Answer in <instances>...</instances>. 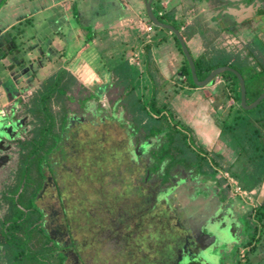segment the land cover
<instances>
[{
	"label": "trees",
	"instance_id": "trees-1",
	"mask_svg": "<svg viewBox=\"0 0 264 264\" xmlns=\"http://www.w3.org/2000/svg\"><path fill=\"white\" fill-rule=\"evenodd\" d=\"M3 2L4 0L1 1L0 6ZM160 8L158 6L157 11L161 10ZM157 11L155 15L159 21L174 25L184 35V31L180 29L182 22L173 20L172 11L164 10L160 13ZM15 28L16 26H13L6 31L3 38L17 49L18 45L14 44V41L21 36L22 31L17 30V33H13ZM155 28L161 29L158 26ZM172 35L179 44L175 35ZM179 48L183 55L180 44ZM146 52L149 57V49H146ZM249 56L236 54L232 59L231 53L224 47L215 46V42L209 39L205 50L193 58L196 76L200 80L213 68L229 65L243 76L246 103H250L264 91V84L259 81L260 76H257V73L264 76V60L258 55ZM151 63L149 59L148 65H145L143 70L153 83L148 98H140L143 95L135 93L133 86L123 85L122 104L119 105L122 108L120 113L123 114L124 110H127L130 114L132 132L137 131L141 132L143 137L160 139V147L152 155L150 170L156 171L162 163L165 164L166 176L163 183L168 180L169 172L174 166L181 164L186 168H193L194 172L213 175L212 177H215L219 170L227 171L238 180L241 188L247 190L262 184L264 99L262 98L249 110L252 116L246 115L240 105L241 91L236 76L230 71H223L219 75L225 80L229 92L226 93V98L233 100L225 113L219 116V140L224 141V138H228L232 142L235 164H237L235 166L234 162L229 164L219 152L206 150L201 146L202 142L196 140L197 136L193 128L183 116L176 113L171 101L158 98L159 91L165 85L163 80L157 79V69ZM182 63L176 79L188 87H197L185 57ZM128 64V60L124 58L119 66H114V76L119 79L128 77L140 79L143 72L138 67ZM242 68L247 71L246 74L241 70ZM156 80H159V83ZM76 82L77 77L62 68L45 78L37 90L29 93L31 96L27 101L22 102L20 99L18 101L24 107L23 114L27 115V130L15 142L16 161H13L15 168L12 172L13 181L1 192L4 205L3 216L0 215V264H65L67 256L64 246L50 236L45 223V212L37 203V198L40 190L44 188L47 173L54 170L53 158L56 152L61 153V157H65L63 142L70 134L71 125L81 118L72 115L67 106V102L72 100L69 93ZM93 95L99 98L97 93L92 92L84 97V100L90 101ZM165 95L170 96L167 93ZM119 101L117 100L113 107H116ZM53 105H56V109L52 108ZM83 107L87 109L86 106ZM91 110L92 108L89 112H92ZM230 115L231 119H229ZM225 180L217 181L222 184ZM60 199L63 201L61 197ZM254 216L259 223H262L264 204L258 206ZM69 235L67 248L75 255L79 254L78 243L72 238L71 233Z\"/></svg>",
	"mask_w": 264,
	"mask_h": 264
},
{
	"label": "rangeland",
	"instance_id": "rangeland-1",
	"mask_svg": "<svg viewBox=\"0 0 264 264\" xmlns=\"http://www.w3.org/2000/svg\"><path fill=\"white\" fill-rule=\"evenodd\" d=\"M76 1L79 2L80 0ZM103 5L104 3H101L99 8H108V6L104 7ZM11 19L12 18H10V20ZM70 21V26L77 23L74 19ZM58 26L59 30L56 34L54 31ZM153 26L154 29H159L155 28V25ZM84 28L88 36L95 31L91 21H88ZM136 28L137 30L139 28V37H144V35L147 34L140 26ZM17 30L22 31V34L21 37L15 38L14 42L18 45V61H23V64L20 66L15 65V71H12L14 65H8V62L5 64L4 61H0V113L3 110L8 112L10 106L14 104L12 108L13 111L17 105H19V114H23L22 108L24 107L18 103L19 99L22 102H24V100L27 101L31 96L29 93H33L37 90L44 79L54 73L56 70V68H54L55 66H60L61 68L64 66V58L60 60L58 58L55 59L57 56L56 49H58L55 46L56 44L60 47H65L64 54L66 57L72 56L75 51V46H71L70 44L73 41V35L69 31V24L64 20V14L58 7L38 13L33 17L32 25L23 23V25L17 26L13 33H17ZM160 30L168 33V30H165V28H161ZM210 33L211 31H209V34H206L207 36L212 35L211 41L215 42V46H221L223 44L221 41V36L223 34L219 35L220 32L216 34ZM172 34L173 33L169 32V43H175L178 54L182 60H184V56L180 52L179 44H177ZM2 38L1 36V42L3 41ZM208 38L206 40L204 39V48H206V44L209 41ZM110 41L111 40H108V42ZM3 43V45H5V51L13 49L14 47V45H11L7 41ZM34 44L39 45L37 47L35 46V49H33L34 47L31 48V45ZM199 44L200 42L195 45L196 49L200 48ZM111 48L112 52L116 55L114 53L110 54L109 52H105L106 50L102 47L100 51H103L101 54L105 56L103 60L104 65L95 66L98 67L97 70L106 69L108 73L111 74L113 82L99 88L96 83L92 84L87 82V84L84 85L82 82L77 81L72 91L69 93L72 98V100L67 102L70 112L76 117H82L83 120L80 121L81 118H79L77 121L80 122H74L71 125L70 134L67 136L66 141H64L65 145H63L66 157L62 164L59 165V168H57L58 193H60V197L63 199L62 202L65 206V212L63 213L60 209L61 199L55 192V187L52 185L46 186V189L41 192L42 195L38 200V204L44 207L46 211L45 220L49 227L53 225H62L66 221L68 222L69 232L72 234V238L75 242L78 243L77 248L83 255L82 258L86 260L88 264H124V255L121 257L118 256L119 250H121L118 247L123 248L126 242H128V247L134 246L135 243L140 244V242H144L150 243L151 249L155 251L157 248L156 243L158 242L155 239L158 238V235H161L162 240V236H164L163 231L158 229L160 217L151 216L152 212H146V207L141 203V189H138V187L141 185L140 176L143 174V169L140 171L134 169L136 167L131 166L129 156L126 152L125 132H131V129H133L130 123V114L127 110H124L122 115L121 113L120 115L115 113L117 111L119 113L122 109L119 105L122 104L121 97L123 85L133 86L136 91L135 93L142 94L143 96H140V98L146 99L152 91L153 83L150 80H146V78L138 79L136 77H128L126 79H119V77L114 76L115 71L113 67L115 65H110L111 61L109 62V60L116 59L117 55H123L121 60L124 59L125 54H123V49L128 50V44L123 43V45H121L119 43L117 47L112 46ZM23 50H26V52ZM119 50V54L115 52ZM39 52L43 53V56L37 59L35 58V54ZM45 57L47 59H45ZM8 58H13V51L8 54L6 61ZM44 59L46 62H44ZM121 60L119 59L120 63H122ZM24 68H26V70L21 71ZM173 69L171 71H173ZM241 70H243L245 74L247 73L245 69L242 68ZM24 75L27 76V80H25L26 77H24ZM258 75L260 76L258 77L259 81L264 84L263 74L260 75V73H257V76ZM22 77L24 78L22 79ZM29 78L35 79L34 82L29 81ZM217 78L220 79H215L214 84L217 83L221 85L222 82L220 80L223 79L219 76ZM118 79L119 84L117 85L116 82ZM25 81L27 83H25ZM156 81L159 83V80ZM30 82L31 84L29 85ZM164 85L162 90L159 91L158 98H162L167 102L174 100L175 102L172 101L171 104L175 105L174 109L176 113L182 115L184 120L189 122V125L191 123L195 125L194 122L197 120V124L202 125L205 127V130L208 131L204 135L205 138L203 141L207 140L210 135L208 134L209 128L206 126L212 124L209 120L210 117L205 115L202 118H198L200 114H197L200 108L205 109L206 106H208L207 101L202 99L203 102L198 104V102L195 103L196 100L194 99L191 100L192 102L183 103V99H186L183 95L185 91L182 87H179V82L177 85L173 86L170 83H165ZM175 88H177L176 91ZM92 92L93 94L97 93L99 98L93 95L90 101L84 100V97H87L89 93ZM214 92L217 93L216 91ZM165 93L170 96L167 97ZM117 100H120L119 104L113 107ZM224 105L223 108L226 109L227 105H229L227 100ZM83 106H86L87 109ZM52 108L56 109V105H53ZM91 108L92 112H89ZM244 110L246 115H253L251 111H249L250 109ZM209 111L210 106H208V111L205 112L208 113ZM111 114L114 118L111 117ZM231 117L230 115L229 119H231ZM115 118L118 119L119 122H116ZM214 119L215 118H213V120ZM214 121L213 123L215 125L216 122ZM22 134L19 126H13L9 129L6 128L0 131V136L9 140L19 139ZM213 138L214 136L212 139ZM197 139L198 138H196V140ZM216 143L219 146L221 145L217 141ZM214 147L217 149L218 146ZM149 148L150 145H145L144 149L147 151ZM144 158L141 163L147 162V154H145ZM141 166L139 167L142 168ZM219 175L221 176L222 173H219ZM169 185V183L166 184V186ZM143 186L147 192V189H150L153 185L149 181ZM176 191L171 201L174 203L176 202L177 206L182 209L185 218L190 219L193 223H197L200 219V210L202 209L199 206L201 201L198 199L200 198L190 199L186 190L181 191L177 189ZM199 193H201V191H199ZM2 199L3 197L0 199V203ZM0 209V215L2 214L1 216H3V209ZM124 211L126 214L130 215V218L128 220L127 216V220L124 219L125 223H123V225H118L119 232L124 234L122 237L123 239H121L123 244L120 242L117 249L112 251L109 249L108 236L100 232L102 231L103 233V230H105L107 226L110 227V224H115L119 219V215L123 214ZM124 217L126 218L125 215L123 218ZM140 219L143 221L141 225L136 223ZM112 227L116 228L117 226L115 225ZM113 232L116 231L113 230ZM108 233L109 232L106 231L107 235ZM220 263L221 260H219V264ZM216 264H218V262H216Z\"/></svg>",
	"mask_w": 264,
	"mask_h": 264
},
{
	"label": "flooded vegetation",
	"instance_id": "flooded-vegetation-1",
	"mask_svg": "<svg viewBox=\"0 0 264 264\" xmlns=\"http://www.w3.org/2000/svg\"><path fill=\"white\" fill-rule=\"evenodd\" d=\"M211 1L219 6L223 4L220 14L217 15L216 21L214 20L217 26L222 27L221 32H223L221 40L223 44L217 47H224L227 52L232 54V59L236 54L241 56L250 55L249 57L254 54L264 60V0ZM259 33H263V35L261 36ZM12 106L13 104L8 112L3 110L4 112L2 111L0 116L5 117L11 114L12 117L13 115L12 119L17 123V127L19 126L23 133L21 136H23L27 130V115L19 114L18 105L16 108L14 107V111ZM115 113L120 115L118 111ZM111 117L114 118L112 114ZM82 120L81 117L80 121ZM115 120L119 122L118 119L115 118ZM131 130L133 131V129ZM132 131L125 132V148L131 166L136 167L134 169L138 171L143 169V174L140 176L141 185L138 187V189H141V203L146 207V212H152L151 216L160 217L158 229L163 231L164 236H162V240L161 235H158V238L155 239L158 241L155 251L151 249L150 243L144 242L135 243L131 247H128V242H126L123 248L118 247V244L122 243L121 239L124 235L119 232L118 225H123L127 220V216L128 220L130 218V215L124 211L123 214L119 215V219L115 224H110V227L107 226L103 233L100 232L108 236L109 249L114 251L117 247L120 248L118 256L124 255V264H216V262L219 264V260H221L220 264H250L252 258L257 256V241L253 240L255 236V233L253 234L254 229L246 220L247 215L244 216L245 212L238 211L231 206L230 198H227L231 191L225 180L224 172H221V176L217 173L215 177H212L209 174L194 172L193 168L176 164L169 172L168 180L163 183L166 176L164 172L165 164L162 163L156 171L152 172L150 170L153 161L152 155L155 150L159 149L160 139L158 137H143L141 132ZM2 140H0L1 192L13 181L12 172L15 169L13 161H16L14 150L17 139L9 140L2 137ZM201 144L206 150L217 152L213 148L205 147L207 142ZM145 145H150L147 151L144 149ZM207 145L210 146V144ZM62 148L64 149L63 146ZM60 154L56 152L53 158L55 162L54 170L47 173L44 188L38 194L37 203L42 195L41 192L46 189L47 185L55 187V192L60 197L57 168L62 164L66 153L64 158ZM145 154H147V162L141 163ZM218 179L225 181L219 184ZM149 181L153 186L147 189L146 192L143 185ZM167 183L170 185L166 186ZM177 189L186 190L190 199L200 198L198 199L201 201L199 206L202 209L200 215L198 214L200 219L197 223L185 218L182 209L177 206L176 202L171 201ZM1 196L0 193V199ZM3 205L2 199L0 208L3 209ZM42 209L44 210V207ZM60 209L63 213L65 212L62 200ZM44 212L46 213L45 210ZM124 215L126 218H123ZM142 222L140 219L136 223L141 225ZM45 223L50 236L64 246L65 255L67 256L65 264H88L82 258L83 255L80 252L75 255L72 250L67 248L70 241L68 222L62 224L63 226L53 225L51 227H49L46 220ZM115 225L117 227L113 228L112 226ZM113 230L116 232H113ZM106 231L109 232L108 235ZM252 234L253 238L250 237Z\"/></svg>",
	"mask_w": 264,
	"mask_h": 264
},
{
	"label": "crops",
	"instance_id": "crops-1",
	"mask_svg": "<svg viewBox=\"0 0 264 264\" xmlns=\"http://www.w3.org/2000/svg\"><path fill=\"white\" fill-rule=\"evenodd\" d=\"M144 1L145 0H80L77 2L76 0H5L0 6V37H3L6 31L13 26H21L23 23L32 25L33 17L35 15L58 7L64 14V20L69 24V31L73 35V41L70 44L71 46H75V51L73 54L71 53L72 56L66 57L64 54L65 47H60L56 44L55 46L58 49H56L57 56L55 59L58 58L60 60L61 58H64V66L62 68H65V70L75 75L78 82H82L84 85H86L87 82L92 84L96 83L99 88L103 87V85L112 83L113 78L111 77V74H109L106 69L97 70L98 67L95 66L104 65L103 60L105 59V56L101 54L103 51H100V49L103 47V49L106 50L105 52L113 54L112 46L117 47L119 43L121 45L125 43L128 44V50L123 49V54H125L124 58L128 60V65L136 66L143 72L140 79L146 78V80H150L148 75L143 71L145 65H148V60L150 59L152 61L151 65H154L157 69V79L163 80L164 84L170 83L172 86L177 85L178 80L176 78L180 73L178 70L183 63L182 58L178 54L175 43H169V31L168 33H165L160 29H154L153 26L144 37H139V28L137 30L136 27L140 26V28L144 30L141 27L140 22L151 23L145 14ZM101 3H104L103 6H108V8L100 9L99 7ZM158 6L161 7V10L157 11ZM222 6L223 4H220V6L213 4L211 0L151 1V8L154 13L155 11L158 13L164 10L172 11L173 20L176 22H182L180 29L184 31V35L182 36L192 58L197 57L204 51V39L206 40L208 37V39H211L212 36H207L209 31H211L210 34H216L219 32V35L223 34V32H221L222 27L217 26L214 22V20L216 21L217 15L220 14ZM10 18L12 19L10 20ZM71 19L77 21L73 26H70ZM88 21L92 22V27L95 30L90 36H88L86 29L84 28ZM56 28L57 29L54 33L57 34L59 26ZM259 34L261 36L263 35V33ZM2 40V42L0 41V61H4L5 64L8 62V65H14L12 71H15V65L20 66L23 64V61H18L17 58L19 57V50L14 47L13 49H9V53H12L11 51H13V58H8L6 61L9 53L5 51V45H3V42H6V40L4 38H2ZM108 40L111 41L108 42ZM198 41L200 42V48L196 49L195 45L199 43ZM38 45L39 44L31 45V48L34 47L33 49H35V46L37 47ZM146 49H149L150 51L149 57H147ZM23 51L26 52V50ZM115 52L119 54L120 50ZM42 56L43 53L41 52L35 54V58L37 59H40ZM122 56L117 55L116 59L109 60V62L111 61L110 65L119 66V64H121L119 59L121 60ZM45 59L47 58L45 57ZM45 59L44 62H46ZM54 68H56L54 73L62 69L60 66H55ZM172 69L173 71H171ZM24 77H26L25 80H27V76L24 75ZM24 77H22V79ZM28 80L34 82L35 79L29 78ZM214 80L210 82L209 85L207 84L205 86L197 87H188L179 82V87H182L185 91L183 95L186 99H183V103H189V101L195 99V103L198 102V104H200V102H203L202 99H204L207 101L208 106H210V113L208 112L209 115L205 112L208 111V106H206L205 109L200 108L199 111H197V114H200L198 118H202L205 115L210 117L209 120L212 124L206 126L209 128L208 134L210 135L207 140L203 141L205 138L204 135L208 132L205 130V127L197 124V120L194 122L195 125H192V123L190 124L196 133L198 141L202 143L207 142L210 146L204 144L205 147L213 148V150L215 149L228 160L229 164L233 162L235 164L236 159L232 150V142L228 138H224V141H219L220 129L218 126L219 116L225 113L227 107L232 104L233 100H230L231 98H226V93L229 92H227L224 79L220 80L222 82L221 85L217 83L214 84ZM25 83L27 82L25 81ZM226 100L229 105L224 109L223 106H225L224 104ZM213 118H215V121ZM213 121L216 122L215 125ZM213 136L214 138L212 139ZM216 141L221 145H217ZM214 146H218L217 149ZM235 166H237V164H235ZM219 171L218 174L224 172L229 175L227 171ZM229 176L238 183L236 178L231 175ZM244 190L250 193L251 201L244 200L239 195H234L232 193L228 194L227 198H230L229 200L232 207L236 208L238 211L245 212L244 216L247 215L246 220L249 221L252 229H254L253 234L255 233V236L253 238L252 234L250 237L257 241V256L252 258L250 264H264V218L262 223H259L254 216L255 210L258 206L264 204V180L258 187H255L252 190Z\"/></svg>",
	"mask_w": 264,
	"mask_h": 264
},
{
	"label": "water",
	"instance_id": "water-1",
	"mask_svg": "<svg viewBox=\"0 0 264 264\" xmlns=\"http://www.w3.org/2000/svg\"><path fill=\"white\" fill-rule=\"evenodd\" d=\"M1 1L2 0H0V3H1ZM151 1L152 0H145L144 1V8H145V14L147 16V19L153 25L161 27V28H165V30H168L170 33H173L175 35L176 39L178 40V42L180 44L182 53L188 62V65L190 67L191 76H192L193 82L196 86H205V85L209 84L213 79L217 78L221 73H223V71H230L238 79V83H239V87H240V91H241V94H240V105H241V107H243L244 109H248V110L252 109L260 102V100L262 98L264 99V91H263L252 102L246 103L245 82H244L243 76L241 75V73L237 69H235L229 65H222L221 67H217L215 69L213 68L212 70H210V72L203 79L199 80L196 76L193 58L189 52V49L186 45V42H185L180 30L177 29L174 25L165 24V22L159 21V19L157 18V16L155 15V13L153 12V10L151 8ZM13 126L17 127V123L14 122V120L11 118V114H9V116H5V117L0 116V131H3L6 128L9 129ZM0 140H2V136H0Z\"/></svg>",
	"mask_w": 264,
	"mask_h": 264
},
{
	"label": "built area",
	"instance_id": "built-area-1",
	"mask_svg": "<svg viewBox=\"0 0 264 264\" xmlns=\"http://www.w3.org/2000/svg\"><path fill=\"white\" fill-rule=\"evenodd\" d=\"M141 27L146 31L149 32L153 25L149 22H140ZM224 177L227 181V184L230 188V191L234 195H239L241 198L247 201H251V196L249 195L250 193L240 187V185L237 183L236 180L231 178L227 173H224Z\"/></svg>",
	"mask_w": 264,
	"mask_h": 264
}]
</instances>
